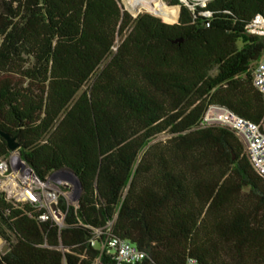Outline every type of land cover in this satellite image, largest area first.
Instances as JSON below:
<instances>
[{
    "label": "trees",
    "instance_id": "1",
    "mask_svg": "<svg viewBox=\"0 0 264 264\" xmlns=\"http://www.w3.org/2000/svg\"><path fill=\"white\" fill-rule=\"evenodd\" d=\"M256 14L264 0L136 17L120 0H0V130L41 178L81 184L62 226L0 192V264H94L109 222L144 264H264V177L231 128L202 123L210 107L264 118Z\"/></svg>",
    "mask_w": 264,
    "mask_h": 264
},
{
    "label": "built area",
    "instance_id": "2",
    "mask_svg": "<svg viewBox=\"0 0 264 264\" xmlns=\"http://www.w3.org/2000/svg\"><path fill=\"white\" fill-rule=\"evenodd\" d=\"M209 1L211 0H180L191 10L196 6L205 7ZM247 32L264 38V15L256 14L248 23ZM253 85L264 96V53L255 66ZM211 108L206 112L202 123L220 124L231 128L242 141L254 169L264 177V118L253 122L227 109L215 116L209 114ZM72 183L77 184L75 176L69 170L53 171L41 178L15 151L0 157V192L15 204L32 205L40 221L52 220L62 226L60 197H66L70 203L71 200H76L77 203L78 199ZM112 226L113 222H109L103 228H95L92 231L90 245L100 250L94 264H144L145 252L130 240L114 236ZM186 264L200 263L189 259Z\"/></svg>",
    "mask_w": 264,
    "mask_h": 264
},
{
    "label": "bare ground",
    "instance_id": "3",
    "mask_svg": "<svg viewBox=\"0 0 264 264\" xmlns=\"http://www.w3.org/2000/svg\"><path fill=\"white\" fill-rule=\"evenodd\" d=\"M126 2L130 7L127 8L131 9L134 14H137L142 10L155 14L165 4L163 0H126Z\"/></svg>",
    "mask_w": 264,
    "mask_h": 264
},
{
    "label": "water",
    "instance_id": "4",
    "mask_svg": "<svg viewBox=\"0 0 264 264\" xmlns=\"http://www.w3.org/2000/svg\"><path fill=\"white\" fill-rule=\"evenodd\" d=\"M179 7H181V6H179ZM179 11H180V8H179ZM0 136L7 142L8 147L10 148L11 151H15L18 155H20L19 154V140H18L17 136L10 135V134L2 131V130H0ZM235 157H236L235 154H233L234 159H235ZM73 175L75 176L76 183L78 184L80 191H81V184H80L77 176L74 173H73ZM0 243H4V246L2 248V253H6L9 250V244L6 243V240L2 235H0Z\"/></svg>",
    "mask_w": 264,
    "mask_h": 264
},
{
    "label": "rangeland",
    "instance_id": "5",
    "mask_svg": "<svg viewBox=\"0 0 264 264\" xmlns=\"http://www.w3.org/2000/svg\"><path fill=\"white\" fill-rule=\"evenodd\" d=\"M125 1V2H124ZM164 1V6L162 7V8H164L165 7V5H166V3H167V1L168 0H163ZM120 3H121V5H122V7L125 9V10H127L133 17H135L136 15H138L139 13H144V12H147V11H145V10H142V11H140L139 13H137V14H134L132 11H131V9H128V8H130L129 7V5L127 4V2H126V0H120ZM128 7V8H127ZM161 8V9H162ZM178 8H179V5H178ZM160 9V10H161ZM159 12V11H158ZM156 14V13H155ZM91 82L89 81L86 85H85V87L84 88H86V87H88L89 86V84H90ZM212 115H214V114H212ZM72 185L74 186V188H75V190H76V195H77V198L79 197V195H80V188H79V186H78V184H74V183H72ZM71 202L72 203H76V200H71ZM7 243V242H6ZM3 246H4V243H0V252H2V248H3Z\"/></svg>",
    "mask_w": 264,
    "mask_h": 264
}]
</instances>
